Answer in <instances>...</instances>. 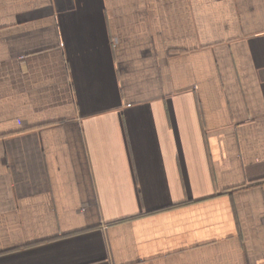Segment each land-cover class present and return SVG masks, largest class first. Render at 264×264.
<instances>
[{"label": "crops", "instance_id": "0c3cea01", "mask_svg": "<svg viewBox=\"0 0 264 264\" xmlns=\"http://www.w3.org/2000/svg\"><path fill=\"white\" fill-rule=\"evenodd\" d=\"M0 264H264V0H0Z\"/></svg>", "mask_w": 264, "mask_h": 264}]
</instances>
